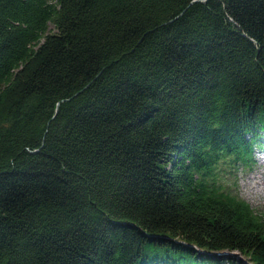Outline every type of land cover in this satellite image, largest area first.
Segmentation results:
<instances>
[{
    "label": "trees",
    "instance_id": "16d2710c",
    "mask_svg": "<svg viewBox=\"0 0 264 264\" xmlns=\"http://www.w3.org/2000/svg\"><path fill=\"white\" fill-rule=\"evenodd\" d=\"M262 140L264 0H0V264H264Z\"/></svg>",
    "mask_w": 264,
    "mask_h": 264
},
{
    "label": "rangeland",
    "instance_id": "374dc122",
    "mask_svg": "<svg viewBox=\"0 0 264 264\" xmlns=\"http://www.w3.org/2000/svg\"><path fill=\"white\" fill-rule=\"evenodd\" d=\"M48 29L55 31L52 23ZM250 169L237 171V192L255 210H264V140L253 151V162ZM235 256L239 257L238 254Z\"/></svg>",
    "mask_w": 264,
    "mask_h": 264
},
{
    "label": "water",
    "instance_id": "95a60500",
    "mask_svg": "<svg viewBox=\"0 0 264 264\" xmlns=\"http://www.w3.org/2000/svg\"><path fill=\"white\" fill-rule=\"evenodd\" d=\"M199 1H202V0H199ZM218 254L221 255V256H222V255H223V256H224V255H229L228 252H220V253H218ZM234 254H236V253H234Z\"/></svg>",
    "mask_w": 264,
    "mask_h": 264
}]
</instances>
